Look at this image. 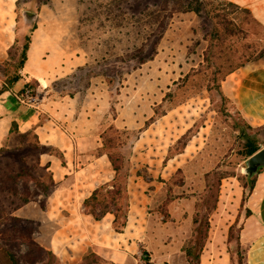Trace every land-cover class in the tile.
<instances>
[{"label": "rangeland", "instance_id": "rangeland-1", "mask_svg": "<svg viewBox=\"0 0 264 264\" xmlns=\"http://www.w3.org/2000/svg\"><path fill=\"white\" fill-rule=\"evenodd\" d=\"M210 1L215 2L16 1L18 51L14 56L12 50L10 64L17 63L25 37L31 36L32 40L36 27L37 44L42 47L46 42L41 55L45 64L51 65L54 61L60 64L55 72L61 78L49 85L48 94L62 98L64 114L66 118L70 116L63 127L72 139L84 140L75 150L80 157L79 164L97 157L100 134L108 127L117 129L120 142L128 146L135 133L152 122L134 143L130 156L129 226L125 232L118 233L121 235H117L118 245L112 259H104L91 251L84 255L100 258H93V264H136L141 254H147L156 264H188L183 248L192 241L195 208L202 202L207 186L214 181L213 176L205 177L212 172L226 177L220 181L216 206L209 215L208 235L199 264H231L227 232L240 207L245 180L241 169L246 161L243 152L247 142L237 125L245 126L243 118L250 126V129L244 128L246 136L260 149L264 147V56L227 76L215 77L221 93L229 100L221 101L215 85L210 83L213 72L219 67L224 72L229 66H238L243 61L242 49L248 41L253 43L254 38L244 40L245 34L240 33L231 39L229 52L221 43H215L217 49L209 50L204 37L212 26L206 15V3ZM200 4L201 13L194 14L192 10ZM235 16L228 18L238 20L244 30L249 28L247 25L252 27L243 15L235 13ZM251 30L262 35L259 29ZM221 49L222 57L212 56ZM8 59L7 52L6 58L0 61V106L5 100H16V94L24 86L37 89L36 82H20L29 77L26 64L14 72V67L4 64ZM37 59L30 62L34 66L30 68L39 72ZM13 72L21 76L22 86L16 90V83L8 84ZM36 92L40 104L45 94ZM39 104L31 108L36 109ZM16 127L18 131H8L0 146L6 149L0 156V166L11 158L15 159L14 168L21 158L28 163L36 159L24 150L31 138L18 135L30 129L34 131V127L25 132L17 124ZM125 130L128 133L124 134ZM183 137L185 146L177 144ZM57 150V155L41 154L39 165L46 166L40 162L42 155L54 156L64 165L62 152ZM94 168L101 169V166ZM48 172L52 176L49 169ZM263 173L256 176L247 200L250 216L242 222L239 232L244 264H264ZM26 188L33 197L19 208L36 202L43 208L45 197L56 186L54 183L47 193L38 190L32 182ZM17 189L20 194L23 185L18 183ZM18 198L11 199L9 191L0 193V200L8 208ZM24 250L21 247L13 253L22 264H27L20 258Z\"/></svg>", "mask_w": 264, "mask_h": 264}, {"label": "trees", "instance_id": "trees-1", "mask_svg": "<svg viewBox=\"0 0 264 264\" xmlns=\"http://www.w3.org/2000/svg\"><path fill=\"white\" fill-rule=\"evenodd\" d=\"M195 3L199 0H193ZM208 8L206 11L207 17L210 18L212 26L206 34L204 39L207 41L209 50L217 49L215 43H221L226 48V52H229L231 46V39L239 36V34H245L244 40L248 37H253L254 42H247L245 49H242V62L238 66H229L222 72L219 67L212 74L210 83L213 82L215 85V92L220 96V100L223 102H229V100L221 93L219 82L215 83L218 75L222 77L227 76L234 72V70L244 67L252 61L259 60L264 56V26L256 21L251 13L244 8L232 4L230 2H225L223 0H215L206 3ZM201 9V4L199 8L193 11L194 14L199 15ZM241 14L243 19L249 20L252 27L246 26L244 30L238 25V20H229L230 15ZM236 17V16H235ZM239 19L238 17H236ZM244 25V22H242ZM246 25V24H245ZM36 28V27H35ZM33 28V30H35ZM251 28L259 29L262 31V35H258L256 32L252 33ZM31 36L25 37V43L20 50L19 59L17 63L12 66L10 64L12 50H14V56L16 55L15 43L8 50L9 59L4 61L7 67H14V72L21 70L26 62V54L30 45ZM221 51L217 54L213 53L212 56L222 57ZM8 79V84L12 85L17 83L21 76L15 74ZM220 78L219 80H221ZM211 91V89L209 90ZM22 90L16 94V99L22 94ZM240 114L237 111V117ZM245 126L237 127L243 137L246 138V144L244 146L245 150L243 152L245 159H248L251 155L257 152L260 147L252 139L246 136L245 127L250 129L249 124L242 118ZM152 122H147L143 128H140L133 139H131L128 146L120 142L119 131L113 127H108L100 134L101 147L98 148L97 157L105 155L111 169L113 171V177L108 182L98 185L91 194L83 200L82 206L86 214L90 215L95 221H100L105 215L110 214L113 216L112 229L116 233H123L128 220L129 206H130V196L128 192V179L131 171L130 156L132 153V148L134 143L138 140L140 134L147 129V127ZM18 131L16 123H11V128L9 133L12 131ZM123 133H128L127 130ZM22 138H31L25 146V153H32L35 155L36 159L33 163H28L24 159H19V164L13 167L15 164V159L11 158L6 162H3L0 166V193H5L7 191L11 192V199L13 196H18V202L12 200V208H8L4 205L2 200H0V264H22L18 257L13 253L14 249L20 250L21 247H25L23 254L20 258L24 263L27 264H60L58 257L53 254L50 250L41 247L33 240V233L35 231V226L31 221L24 220L22 218L13 215V212L18 209L21 205L28 203L33 194L28 191L26 186L32 182L34 186L47 193L48 190L54 185L51 174L48 172V166H40L38 157L41 154H55L59 152L56 148L52 146H47L39 143L36 134L33 129L28 130L25 133H18ZM185 137L180 139L177 144H182L185 146ZM23 150V149H22ZM21 151V150H20ZM6 153L4 147L0 148V156ZM178 153V152H177ZM61 158V157H60ZM18 163V162H17ZM12 166V167H11ZM209 176H213L214 181L207 186L205 195L200 204L196 205V213L193 217L191 228L193 233V238L190 244L183 248V253L188 264H199L200 253L204 247L205 241L207 239L209 230V215L215 209L220 181L225 178L222 174L218 172H212L206 174V179ZM256 177L250 180H244L242 184V195L240 200V207L238 214L233 222V224L228 228L227 232V251L229 254V259L231 264H244V256L242 249V244L239 238V232L242 229V222L250 216V210L247 207V200L251 191L254 188ZM21 183L23 189L19 194L17 189V184ZM7 190V191H6ZM9 197V196H6ZM5 198V197H4ZM11 201V200H10ZM243 211V214H242ZM242 219V221H241ZM99 259L93 254L86 255L77 264H93L95 261L92 259Z\"/></svg>", "mask_w": 264, "mask_h": 264}, {"label": "crops", "instance_id": "crops-1", "mask_svg": "<svg viewBox=\"0 0 264 264\" xmlns=\"http://www.w3.org/2000/svg\"><path fill=\"white\" fill-rule=\"evenodd\" d=\"M16 1L0 0V61L6 58L16 38ZM223 1L247 9L252 17L264 26V0ZM37 36L38 29L33 32L26 54L25 71L29 77L20 82H36V91L42 95L44 93V98L36 109L21 105L13 99L2 103L0 106V146L12 122H15L22 132L34 127L40 143L59 149L65 164L62 165L60 160L54 156L42 155L40 162L42 165L49 166L48 169L52 173L56 188L45 197L43 208L39 202H36L30 206H22L14 214L34 223L35 241L55 254L63 264L80 262L88 251L110 260L117 249V235H121L112 229L113 216L107 214L100 221H95L84 212L82 203L98 185L111 180L113 171L105 155L79 164L80 157L75 150L84 140L77 137L75 141L72 139L71 134L63 127L64 121H68L70 116L66 118L64 114L62 98L52 97L47 91L53 81L61 78V75L55 72L60 64L58 61L52 62L51 65L47 64L48 66L45 64L41 55L46 42L44 41L40 47L36 41ZM35 58H38L36 62L39 65V72L30 68L34 67L30 65V62ZM55 63L56 66H54ZM20 85L22 86L18 81L14 90ZM98 165L101 169L100 167L94 168ZM105 171L106 176H104ZM262 172L264 170L259 174ZM67 179H70L69 183L62 186L61 184H64ZM129 222L130 208L124 232Z\"/></svg>", "mask_w": 264, "mask_h": 264}, {"label": "water", "instance_id": "water-1", "mask_svg": "<svg viewBox=\"0 0 264 264\" xmlns=\"http://www.w3.org/2000/svg\"><path fill=\"white\" fill-rule=\"evenodd\" d=\"M264 170V147L259 149L248 159H246L243 168L241 169L242 174L247 180H250Z\"/></svg>", "mask_w": 264, "mask_h": 264}, {"label": "built area", "instance_id": "built-area-1", "mask_svg": "<svg viewBox=\"0 0 264 264\" xmlns=\"http://www.w3.org/2000/svg\"><path fill=\"white\" fill-rule=\"evenodd\" d=\"M22 94L17 97V101L25 106L34 107L40 102V97L36 90L30 86H24L22 88ZM136 264H156L153 262L147 254H141Z\"/></svg>", "mask_w": 264, "mask_h": 264}]
</instances>
